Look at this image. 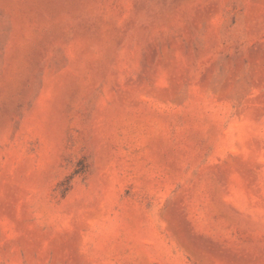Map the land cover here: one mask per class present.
Here are the masks:
<instances>
[{
    "label": "rangeland",
    "instance_id": "obj_1",
    "mask_svg": "<svg viewBox=\"0 0 264 264\" xmlns=\"http://www.w3.org/2000/svg\"><path fill=\"white\" fill-rule=\"evenodd\" d=\"M0 264H264V0H0Z\"/></svg>",
    "mask_w": 264,
    "mask_h": 264
}]
</instances>
